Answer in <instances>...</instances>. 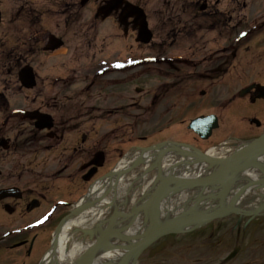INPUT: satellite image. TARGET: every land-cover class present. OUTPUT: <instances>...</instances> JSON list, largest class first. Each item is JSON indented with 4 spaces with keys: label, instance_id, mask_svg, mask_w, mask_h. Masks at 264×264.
<instances>
[{
    "label": "rangeland",
    "instance_id": "obj_1",
    "mask_svg": "<svg viewBox=\"0 0 264 264\" xmlns=\"http://www.w3.org/2000/svg\"><path fill=\"white\" fill-rule=\"evenodd\" d=\"M132 1V0H131ZM136 1V0H133ZM195 0H140V4L147 14L148 24L155 30L153 40L147 45H141L134 41L132 33L124 35L112 18L100 21L94 17L96 4L89 1L80 7V18L63 15L66 11L57 10L46 3L44 6V16L41 25L35 24L36 20L29 21L25 3L39 7L38 0L28 2L27 0H0V11L3 22L0 25V123L3 122L12 109L39 108L46 97L67 93L71 97L80 100V107L88 108L92 111L95 119L88 125H83L82 129H91L94 138H89L87 144L93 145L98 140L101 144L108 142L112 138L113 143L129 140L131 149L134 145L148 146L164 140L187 141L197 145L201 150L225 142L232 137L247 139L259 134L261 126L248 124V117L254 115L264 124V103L248 101H235L228 104L230 93L239 88L251 78L244 80L221 79L219 82L207 81L193 89L191 82L177 83L173 87V100L169 79V68L160 63H144L148 60L162 57L170 58L174 53H185L188 51L197 56L202 52H212L216 48H222L224 40L229 37H236L243 40L244 35H239L242 28H247L252 20V5L263 7L264 0H239L246 4L242 11L246 21L235 32L229 35L221 28L222 19L214 13L209 18L205 16L191 17L190 13H182L179 9L180 2L193 3ZM207 1L209 10L214 11L224 9L228 3H238V0H202ZM20 7L22 11L15 15V7ZM166 7H169L167 12ZM221 17L223 15L219 13ZM15 15V16H14ZM173 17L178 19H174ZM17 19V22L11 21ZM10 19V20H9ZM167 23V24H166ZM35 24V25H34ZM203 26L205 29L193 31L190 37L183 38V41L173 44L167 36L165 43H159L164 39L165 31L171 29ZM196 25V26H195ZM219 27L221 35L216 34L209 28ZM42 27L48 33L58 35L64 44L53 52L42 51V44L38 46L34 42L36 37L31 35L32 30ZM194 30V29H193ZM195 38L203 41V48L196 45ZM235 39V38H234ZM226 45V43H225ZM245 41L241 42L238 50H244ZM254 42L250 41L247 48L251 50ZM15 52L21 58L22 63L30 64L37 75V83L33 89H21L16 78V67L10 64V54ZM222 51L219 56L222 57ZM256 58H254L255 60ZM256 64L253 63V71L256 72ZM245 73L253 75L250 69ZM257 74V73H255ZM243 80V82H240ZM92 81L95 83L91 85ZM138 87V89H136ZM204 89L205 94L201 95L197 91ZM194 92L193 94H191ZM77 94H80L79 96ZM98 94V99L95 96ZM73 101V100H72ZM214 113L218 117L219 126L213 130L211 136L206 140L194 137V134L186 128L189 119L199 114ZM138 117L133 120L132 117ZM108 120V121H106ZM114 120L119 126L107 134L104 138H97L95 125H107ZM182 122V123H179ZM105 124V125H104ZM262 125V124H261ZM128 127L129 131L123 127ZM101 144L98 147L103 149ZM118 152L122 154L125 147ZM128 149V148H127ZM126 149V150H127ZM113 147H108L107 166L112 167L120 155L114 154ZM31 152V150H30ZM24 156L29 155L31 159L39 164H43L45 154H29L23 150ZM17 153L16 157L23 154ZM222 153L218 152V154ZM51 156V155H49ZM84 155H82L83 157ZM7 164L15 163L10 156L3 154ZM13 159H16L13 157ZM20 158L16 162L22 161ZM77 164L74 165L75 168ZM43 166H35L32 173H23L19 183L17 179H9L3 175L0 185H6L8 181L25 187L30 185L36 169H42L39 174L43 176ZM61 181L47 180L45 182L47 190L46 199L53 201V198L65 193H57V185H68L76 183L77 193L84 192L89 183H84L77 176L67 175ZM102 171H99V173ZM18 174L20 172H17ZM98 173V174H99ZM27 174V175H26ZM15 177V176H14ZM72 193V189L69 190ZM69 193H66L67 195ZM47 202V204H50ZM234 215H228L221 219L214 220L205 226L184 234L168 235L157 240L152 246L144 250L137 258L136 264H264V217H258L257 221L248 223L244 228L243 221L238 225L233 219ZM237 228L241 229L237 237ZM238 238V239H237ZM15 239H7L5 244ZM46 243V241H45ZM240 245L238 253L229 261L222 259L232 250L234 246ZM45 245L30 256L27 264H36L39 260ZM12 253V252H11ZM3 260L0 256V264Z\"/></svg>",
    "mask_w": 264,
    "mask_h": 264
},
{
    "label": "flooded vegetation",
    "instance_id": "obj_2",
    "mask_svg": "<svg viewBox=\"0 0 264 264\" xmlns=\"http://www.w3.org/2000/svg\"><path fill=\"white\" fill-rule=\"evenodd\" d=\"M56 4L64 5V7L69 8L74 12L76 16H80L77 0H54ZM245 5L239 4L237 6L235 3H230L227 7H225L223 14V25L224 30L228 31H236L238 26H242V23L246 21V17L242 15L241 12L236 11L242 9ZM199 9H206V5L202 4L199 6ZM252 20L248 23L247 28H242L246 31V35L243 38L245 41L244 50L237 55L238 50V42L234 46V50L230 54L232 56L231 59L227 52L226 46L222 48V52L220 55L222 57H218L216 59H212V56L209 55L208 52H202L201 56L193 55L189 51L188 53H174L173 61H170V65L172 67V72L177 70L178 65L185 66L187 68L191 67L193 69H197V71H193L195 74L188 76L190 82L193 83H202L209 81L211 75L209 70L211 67H231L236 66L238 70L230 75L231 78H252L251 83L259 84L260 86L253 87L246 99L251 100L252 102L257 100H263L261 98H257L256 95L260 93H264V84H260L262 69L264 68V11L262 7H254L252 6ZM29 12L36 16L39 20L43 16V12H39L32 5L29 8ZM202 13V15H208L207 11L192 13L191 16H197ZM230 25H233L230 28ZM198 28L196 31H199ZM238 30V29H237ZM38 33H43L42 31H37ZM180 32L179 29H175L173 34V41H177L178 43L183 41V38H177V34ZM250 41L254 42V47L251 50L247 48V45ZM194 42L196 45H199L203 48V41H200V38H195ZM254 58H256L254 60ZM253 63L256 64L257 74L248 75L245 74V69H253ZM191 73V71H188ZM173 78H180L184 80L186 76H173L172 75V87H173ZM263 80V78H262ZM192 92L191 94H193ZM65 95V94H63ZM65 97L57 99H47L45 98L44 107L49 110L48 113L52 115L53 126H52V137H47L48 131L41 130L38 131L30 125L29 122L25 121H15L13 120L10 123V129L7 130L2 129L0 127V140L1 138H7L8 144L10 148H14L18 139H31L33 143H36L35 147L36 151H43L46 154H51V158L47 161V170H49L48 174L45 177H41V179H32L29 183L30 186H26L22 188L19 192V198H6L4 200H0V239H19V242L24 241V243L20 246L22 249V255L19 254H8L2 253L0 251L1 258L5 260L7 264H25L26 259L34 252L36 248L37 239H44V235L49 231V227L53 222H56L61 218L65 213L63 209L59 205H54L52 209L47 210L44 213L43 209L47 206L46 195L43 192L46 191V185L43 181V178H52L56 181H59L64 178V171L69 170L67 174L75 175L76 171L73 169L74 164H71L73 159L76 161H87L91 154L97 150L96 147L89 148V146L83 145L85 142V137L83 134H79L77 139H73L66 143L65 135L71 134L79 128V124L71 122L72 119L68 121L65 117H62L58 114L57 109L59 104L64 103L63 101ZM81 113L80 109L75 110L73 115ZM72 116V115H70ZM7 122V121H6ZM6 122L4 124H6ZM68 133H65V132ZM79 131V130H77ZM44 142V143H43ZM42 143V144H41ZM66 148V150H65ZM11 151V150H10ZM82 154H85L84 157H81ZM25 163L27 167L32 168V166H43L45 165V160L42 161L43 164H39L38 162L33 161L29 157L25 159ZM4 162L2 161V150L0 149V180L4 175L7 180L16 178L17 182L23 176L24 171H21L19 174L17 171L12 168L3 167ZM5 172L2 173V170ZM86 168L85 170H87ZM83 170V172L85 171ZM15 176V177H14ZM1 183V181H0ZM14 185V184H13ZM11 186V185H8ZM16 186V185H15ZM63 189H58V192ZM36 199L38 201L36 206L31 207L30 200ZM8 204L9 206H5ZM40 211V212H39ZM40 219L42 221H40ZM2 228H8L4 235L1 234ZM51 234V231H50Z\"/></svg>",
    "mask_w": 264,
    "mask_h": 264
},
{
    "label": "bare ground",
    "instance_id": "obj_3",
    "mask_svg": "<svg viewBox=\"0 0 264 264\" xmlns=\"http://www.w3.org/2000/svg\"><path fill=\"white\" fill-rule=\"evenodd\" d=\"M172 147V146H171ZM169 145H165L159 149L147 151L144 154V161H151L155 163L154 175L150 176L145 174L142 180L141 176H138L134 181L129 180L130 184H137L138 182L145 181L144 185L124 187V184L120 179L115 182V190L106 196L103 201L113 199L114 206L123 213H129L133 210V201L140 195L142 200L137 203H144L149 199L150 193L155 186L157 179L159 178H173L177 179H193L198 177H207L214 174L217 166L210 164L202 160L197 152L190 149L191 152H187L182 149H171ZM220 146H214L207 150L208 154H214ZM137 151L127 154L117 165V169H125L132 160L136 157ZM264 177V153L254 155L251 159L250 166H247L244 170L240 171L235 178L230 182V188L223 200L213 195V192L209 188H190L179 186L175 187L173 184L172 194L164 196V198L156 205L155 215L157 224L162 226L171 220L181 219L185 216H191L192 214L210 212L216 210L219 207L234 201L236 209L249 210L254 204L264 201V186L257 187V179ZM111 181H115L114 176L109 180H103L106 184ZM253 181H256L253 182ZM252 183L251 186L243 190L239 195L235 196V189L242 183ZM101 182H96L92 186V192L87 199L96 196L99 193V185ZM105 184V185H106ZM218 190L217 192H220ZM117 210V211H118ZM111 210L100 209L98 211L93 207L84 209L81 213L75 215L73 218L64 221L62 228L59 230V237L57 243H55L54 249L48 253V259L43 264H80L81 257L85 249L90 245L89 238H82L78 233V230H73L75 227L86 228H102L109 224V220H99L97 216L108 217ZM96 215V216H95ZM96 219H95V218ZM134 221L129 226H122L125 222L120 220L121 216L115 221V228L121 229L123 235H131L132 233L139 232L138 225L142 216L141 212L134 215ZM112 221L110 220V224ZM148 227V220L144 223ZM78 229V228H77ZM133 240V239H132ZM131 240V241H132ZM110 242L113 245L112 249H104L98 252L91 264H116L124 254L122 246L125 241L114 238ZM127 264H131V258L127 261Z\"/></svg>",
    "mask_w": 264,
    "mask_h": 264
},
{
    "label": "water",
    "instance_id": "obj_4",
    "mask_svg": "<svg viewBox=\"0 0 264 264\" xmlns=\"http://www.w3.org/2000/svg\"><path fill=\"white\" fill-rule=\"evenodd\" d=\"M85 1V0H84ZM137 20L139 23V31L141 40L143 42H147L150 38V33L146 30V23L144 20V15L141 10L137 9L136 11ZM61 42L57 41L53 46L60 45ZM19 77L21 82L27 87H31L34 84L32 73L29 68H23ZM25 116L29 118H36V125L41 128L44 126L49 127L51 125L50 122L47 121L43 117V115L37 113L36 111L25 112ZM258 123L256 120H251ZM194 132H196L200 137L207 138L211 134V130L217 127V118L215 115H206L199 116L192 119L188 125ZM158 145L152 147H158ZM145 148L141 149V154L139 158H136L134 162L125 170H121L118 172L115 182L119 178L120 173L126 174L134 167L143 163L141 156L143 154ZM264 153V133L258 138L247 142L243 147L235 149L231 154L225 157H210L204 153L201 154V159L217 166L214 171V174L210 177H200L193 179H177L173 180V178H159L157 179L155 186L153 187L149 199L144 203H137L136 201L132 206L133 210L129 211V213H123L119 211L117 208H114L111 215L106 219L109 220V224H106V227L103 229L102 227H93V228H78L80 235L82 238L88 237L90 241V245L84 251L83 256L81 257L80 264H91L95 255L104 249H112L113 245L110 242L112 238H118L124 240L126 244L122 246L124 249V254L122 255L119 262L116 264H127V261L131 258L132 264H135L136 258L139 253L145 249L149 244L154 242L159 237L168 234V233H182L185 231H189L195 229L206 222H209L215 218H220L226 216L230 213H241V214H249V213H257L259 210L264 209V203L259 205L256 209L251 212H247L245 210L236 209L234 206V201L229 202L228 204L219 207L216 210H212L210 212H206V214L196 213L191 216H185L181 219L171 220L166 224L159 226L157 224V219L155 215V207L156 205L164 198V196L173 193V184L175 187L184 186L190 188H214L221 190L218 193H213L220 200H223L227 192L229 190L230 182L235 178V176L242 170H244L247 166H250L251 159L254 155ZM97 165L101 164V159L99 161H94ZM155 167L154 164L146 167L147 169L143 171L141 174H145V172L152 170ZM95 169V168H94ZM94 172V171H93ZM92 172V173H93ZM92 173L90 175H92ZM109 174V173H108ZM90 175L86 176L88 178ZM256 183V181H253ZM260 184H264V178L259 180ZM252 183H242L235 190V196L239 195L243 192L244 189L251 186ZM133 185H128L130 187ZM11 194L10 191L4 190L0 192V196H6ZM100 200V198H99ZM98 200V201H99ZM92 204L95 201H91ZM96 203V202H95ZM94 203V204H95ZM113 205L112 201H109L104 207H110ZM84 207L81 206L78 209L71 211V214L77 213L82 210ZM118 210V211H117ZM142 213L144 217H148V227H144L142 224L137 226L139 232L132 233L131 235H123L121 233V229H116L114 227L116 217L121 216L123 219H127L128 223L124 226H130L134 219V215L137 213ZM104 220L103 222H105ZM110 220L112 223L110 224ZM121 228V227H119ZM133 239V240H132ZM132 240V241H131ZM136 240V241H135ZM233 254V253H232Z\"/></svg>",
    "mask_w": 264,
    "mask_h": 264
}]
</instances>
